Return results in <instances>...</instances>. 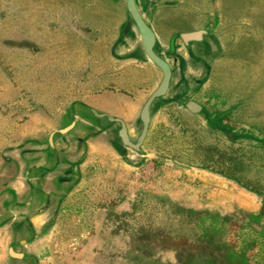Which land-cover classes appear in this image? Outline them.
<instances>
[{"label": "rangeland", "instance_id": "rangeland-1", "mask_svg": "<svg viewBox=\"0 0 264 264\" xmlns=\"http://www.w3.org/2000/svg\"><path fill=\"white\" fill-rule=\"evenodd\" d=\"M159 1L137 0L150 23L163 19L166 13L162 10L169 8L167 17L185 18L184 23L193 25L195 21L208 24L209 29L219 33L223 42L231 43L228 44V51H233L235 45L237 49H241L242 45L243 50L244 46L249 49L257 47L251 53L255 60L248 61L244 72L248 71L246 84L259 88V81L264 79V0H252L259 14L254 8L241 11L242 4L235 0H162L158 4ZM13 2V8L16 9L18 4L20 10L12 11V6L9 9ZM103 2L0 0V13L5 19V25L0 24V73L4 79V101L8 100L3 101L1 109L0 139L5 138L8 132V137L2 142L14 145L6 149L12 150L10 154L31 150L30 141L25 139L28 132L27 137H33L34 152L37 153L42 144L47 145L50 133L63 129L70 121H78L79 127H89L87 133L90 136L86 137V143L81 147L75 145L77 148L73 155L69 153V147L61 152L59 164L62 169L56 175L63 181L60 185L62 193L68 196L61 201L64 210L61 215L56 201V217L42 228L40 238L44 241L41 240L40 245L42 242L46 245V255L50 249L53 264H78L79 260L82 262L83 252L89 256V264H218L220 259L217 254L222 252L221 256L227 257L224 230H220L219 221L203 218L202 210L173 202L174 189L169 179L174 167L164 160L175 158L193 163L189 164L192 166L220 167L212 159V147L208 150L204 148L206 140L191 134L190 130L186 131L185 128L194 125V122H187L186 112L174 104L168 105L169 101H165L164 106L155 104L145 146L146 157L142 162L143 158L138 154L121 149L114 129H108L111 133L106 135L107 138L93 135L104 125L99 124L89 109L105 112L110 109L124 116L129 136L135 142L141 129L138 114L148 96V92L136 93L128 87L125 90L114 89L115 86L121 88L124 79L111 71L108 75L94 77L92 70H87L88 64L84 65L83 70L80 69L84 52L75 36L80 29L70 25L80 22V27L83 24L87 26V22L83 21L85 12L80 11L79 5L98 3V7ZM58 3L61 4L51 10ZM57 10L61 11L60 18L65 19L62 30L46 26L49 25L51 13L54 15ZM92 14L95 15L89 18V30L95 37L104 17L97 9ZM210 19L212 22H209ZM18 23H22V27L18 28ZM250 26L257 29L255 27L250 33ZM83 46L88 47L89 44L83 42ZM14 50L17 51L15 58L9 60V53ZM95 82L112 90L105 94L91 92L100 96L98 99L103 101V106L94 101L95 97L92 99L86 95ZM195 87L197 90L199 86ZM128 100L133 105L123 106L122 103ZM24 101L27 104L24 105ZM200 102L205 106V114L224 111L223 101L213 99ZM214 122L217 121L212 120L210 124L218 125ZM235 133L248 135L252 144L264 149V138H260L264 134L251 135L249 128ZM19 139L21 147L18 145ZM71 142L68 137L61 136H56L54 140L56 148L70 145ZM78 143L79 140H76ZM16 145L20 147L18 151ZM169 147L171 155L167 153ZM117 151H120V155ZM155 154L158 161L155 167L159 172L138 176L134 167L144 164L145 159L155 161ZM74 164L77 169L72 168ZM25 165L26 162L21 164V171ZM75 170L76 173H73ZM246 172L249 182L253 178V170ZM38 176V173L33 175L35 182H41ZM240 198L246 200L242 196ZM59 232L66 233V236L59 235ZM82 233L83 236H80ZM64 237L80 238L77 241L81 244L76 251L61 258L53 251V246Z\"/></svg>", "mask_w": 264, "mask_h": 264}, {"label": "crops", "instance_id": "crops-1", "mask_svg": "<svg viewBox=\"0 0 264 264\" xmlns=\"http://www.w3.org/2000/svg\"><path fill=\"white\" fill-rule=\"evenodd\" d=\"M235 1L242 4L240 5L241 11L246 8H250V10L254 8L252 0ZM135 3L141 17L155 35V53L171 68V79L166 95L155 100L150 107L149 129L140 151L135 152L124 147L121 142L122 148L119 147L123 151L126 149L138 154L139 157L143 158L141 159L142 162L146 157L145 146L151 131L154 116L152 110L155 104L159 103L164 106L165 101H169L168 105L174 104L178 109L186 112L187 122H194L193 126L185 128L186 131L190 130L191 134L199 135L203 140H206L204 148L208 150L212 147V159L220 167L218 169L207 166L199 167V165L192 166L193 163L186 160L164 159L171 162L172 167H174L173 174L170 175L169 179L174 189L172 192L173 202H179L182 206L187 205L192 209H200L203 218L219 221L218 226L220 230H224L223 241L228 249L226 250L227 257H222V252L217 254L220 259L218 264H264V149L252 144L248 135L235 133L237 130L249 128L251 135L264 134V79L259 81L258 89L261 91H258L257 88H254L255 85L246 84L247 78L245 77L248 71L244 72V67L248 61H252L253 58L255 60V56H252L251 53L257 47L249 49L244 46L243 50L242 45L241 49H237V45H235L233 51H228V44L231 43L223 42L219 33L209 29L208 24L195 21V25H193L188 22L184 23L185 18L167 17L169 8L162 10L163 13H166L163 19L150 23L142 6L138 4L137 0ZM60 4L54 5L51 10ZM96 4L98 3L79 5L80 11L85 12L83 21L87 22L86 27L84 24L80 27V22L70 25L80 29L75 34L77 44L84 52V62L80 69L83 70L84 65L88 64L87 70H92L94 77L108 75L110 71L116 75H121L124 79L122 86L121 88L115 86L114 89L125 90L128 87L131 88L132 92H148V96L142 103L143 106L148 97L159 86L162 72L144 53L138 30L127 12L126 0H104L102 4H99V8ZM11 6L12 8L15 7V3L10 4L9 9ZM18 9L19 6L16 4V9L13 8L12 11ZM94 9L101 12L104 17V21L97 27L98 33L95 34V37L89 30L91 25L89 18L95 15L92 14ZM255 10L258 13L259 9ZM201 11L206 12L205 10ZM60 12L57 10L54 15L51 13L49 25L46 26L62 30L65 19L60 18ZM4 20L0 13V24L3 26L5 25ZM209 22L212 20L210 19ZM22 25V23H18V28ZM255 27L250 26V33ZM197 33L200 34L197 35ZM187 34H190L191 37L185 39ZM198 36L201 37L200 40L195 38L194 41H190L193 40V37ZM83 42L89 46L84 47ZM171 46H173L172 53L170 52ZM16 53V50L11 51L9 60L15 58ZM3 80V74L0 73L1 119L3 103L8 102L7 99L4 101L5 95L2 94ZM196 85L199 86L197 90H195ZM89 91V94L86 95L92 99L95 97L94 101L103 106L104 103H101L103 101L98 99L100 96L91 92L100 91L97 94H105L112 90L107 89L102 83L95 82ZM213 99L225 103L224 111L205 114V106L200 100ZM189 102L199 106L200 111L193 113L188 110L186 105ZM122 104L123 106L127 105V107L133 105L129 100ZM96 112L120 118L126 124L124 116L120 115L121 113L116 114L110 109L106 112ZM93 117L97 119L100 125H104L93 135L107 138L106 135L111 133L108 129L112 128L114 129L113 133L117 136L118 124L108 122L105 118ZM212 120H216L218 123L214 122V124L218 125L210 124ZM83 121L89 124L87 120ZM225 124L232 126L227 127ZM71 125L72 127L68 131L60 133L61 130ZM63 129L50 133L47 138V145L42 144V148L37 153L34 152L33 137L30 139L27 137L28 132L25 139L30 141L31 150L25 149L17 154L13 152L10 154L11 149L9 151L6 149L14 146L13 144L5 142L3 144L2 142L8 137V132L5 138L0 139V221L3 222V235L9 232V229H15L10 224L13 225L16 222L18 228L15 239L24 240L26 244L23 249L14 248L19 252V258L13 260L16 264H53L54 258L51 261L50 249L47 256L46 245L43 242L40 245L41 240L44 241L43 238H40V234H42V228L46 226L48 221L56 217L54 214L56 201L60 206L59 214L64 212L61 201L66 199L68 195L65 192L62 193L60 185L63 184V181L56 175V172L62 169L59 164L61 152L69 147V153L73 155L77 148L75 145L81 147L83 143H86V137L90 136L87 133L89 127H79L78 121H70ZM56 136L68 137L72 142L70 145H62V147L56 148L54 143ZM260 138L263 139L264 137L261 136ZM76 140H79L78 144H76ZM19 141L20 139L18 145L21 147ZM18 145H16V151L20 148ZM47 148V153H43ZM117 152L120 155V151ZM167 153L172 154L171 147ZM154 157L155 161L145 159L144 164L134 167L138 176H149L150 172L153 171L159 172L158 168L155 167L158 162L157 155L155 154ZM24 162L26 165L21 171V164ZM72 168L77 169V165L74 164ZM246 170H253V178L251 177L249 182ZM35 173L39 174L38 180L41 182L34 181L33 175ZM241 196L246 200H242ZM227 197L230 200H227ZM91 234L95 233L91 232ZM206 234L210 233L206 232ZM59 235L66 236V233L59 232ZM80 236H83V233ZM77 240L80 238L64 237L55 242L53 251L61 258L68 256L70 252L79 248L81 243ZM7 245L8 240L3 239L2 259H5ZM84 254L83 252L82 262L79 260L78 264H89V256ZM44 257L46 258L44 259ZM7 260L9 258L6 257Z\"/></svg>", "mask_w": 264, "mask_h": 264}, {"label": "water", "instance_id": "water-1", "mask_svg": "<svg viewBox=\"0 0 264 264\" xmlns=\"http://www.w3.org/2000/svg\"><path fill=\"white\" fill-rule=\"evenodd\" d=\"M126 9L138 30L144 53L146 54L148 59L162 72L161 82L157 89L148 97V99L142 106V109L139 114V122L141 124V129L135 142H132L129 136L128 128L122 119L110 116L108 114L98 113L93 109H89V111L92 113L93 116L97 118H105L108 122L118 124L119 130L117 132V136L121 144L124 147H127L135 152H139L140 147L146 139L149 129L150 107L155 100L162 98L166 95L171 79V68L161 57H159L155 53V35L141 17L136 6L135 0H126ZM186 108L193 113H197L200 111V107L193 102H189L186 105ZM72 125L66 129L61 130L60 133H65V131H68L72 127Z\"/></svg>", "mask_w": 264, "mask_h": 264}, {"label": "flooded vegetation", "instance_id": "flooded-vegetation-1", "mask_svg": "<svg viewBox=\"0 0 264 264\" xmlns=\"http://www.w3.org/2000/svg\"><path fill=\"white\" fill-rule=\"evenodd\" d=\"M198 34H200V33H197V35ZM190 37H191L190 34L185 35V39L190 38ZM195 38L200 40L201 37H199V36L198 37H193V40H190V41H194ZM172 51H173V46H171V49H170L171 53H172ZM48 148H50V147L48 146ZM48 148L45 149L43 153H47ZM73 173H76V170ZM72 187H74V185ZM2 223L3 222L0 221V264H4V263L5 264H16V262L13 261V260L16 259V258H19L18 257V253L19 252L17 250H14V248H16V249L22 248L23 249V248H25L26 244H25L24 240H20L19 241L18 239H15L16 238L15 236H16V233H17L16 229L18 228L16 222L13 223V225H12V223L10 224L11 226L15 227V229H9L8 230L9 232H7L5 235H3ZM3 239L8 240V245H7V248L5 250V259H2ZM6 257L9 258V260L6 261Z\"/></svg>", "mask_w": 264, "mask_h": 264}]
</instances>
